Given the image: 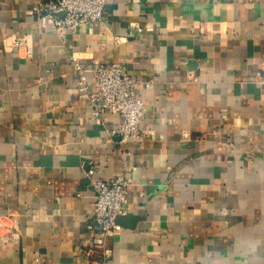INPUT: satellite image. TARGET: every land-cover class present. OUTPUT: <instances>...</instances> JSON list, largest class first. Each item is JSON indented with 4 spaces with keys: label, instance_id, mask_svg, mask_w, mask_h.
<instances>
[{
    "label": "crops",
    "instance_id": "1",
    "mask_svg": "<svg viewBox=\"0 0 264 264\" xmlns=\"http://www.w3.org/2000/svg\"><path fill=\"white\" fill-rule=\"evenodd\" d=\"M38 1L0 0V264H264V0H108L65 39ZM73 53L153 79L141 136L95 120ZM90 165L129 181L103 245Z\"/></svg>",
    "mask_w": 264,
    "mask_h": 264
},
{
    "label": "built area",
    "instance_id": "2",
    "mask_svg": "<svg viewBox=\"0 0 264 264\" xmlns=\"http://www.w3.org/2000/svg\"><path fill=\"white\" fill-rule=\"evenodd\" d=\"M108 0H39L30 10L38 13L44 25L49 24L64 39L67 29H75L84 23L103 21ZM13 45H23V38L13 39ZM71 60L77 73L79 88L87 92L88 102L95 120L105 125V113L116 111L121 116L117 126L107 127L110 135L118 134L122 141L131 136H141V119L145 102L137 95L136 87L143 81L137 75L129 73L121 61H96L87 64L73 53ZM94 74V86L88 79V72ZM188 134V132H187ZM87 175L94 190V209L88 227L95 231L94 242L103 245L107 236L122 229L119 217L127 212L126 174L111 176L96 174L94 165H90Z\"/></svg>",
    "mask_w": 264,
    "mask_h": 264
}]
</instances>
